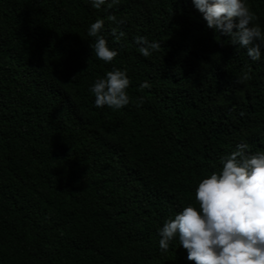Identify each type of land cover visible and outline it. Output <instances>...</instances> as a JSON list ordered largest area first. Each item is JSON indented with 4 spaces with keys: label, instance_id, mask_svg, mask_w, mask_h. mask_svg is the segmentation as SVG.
Returning a JSON list of instances; mask_svg holds the SVG:
<instances>
[{
    "label": "trees",
    "instance_id": "1",
    "mask_svg": "<svg viewBox=\"0 0 264 264\" xmlns=\"http://www.w3.org/2000/svg\"><path fill=\"white\" fill-rule=\"evenodd\" d=\"M107 2L0 0V264H195L159 229L239 143L264 151V49L237 51L192 0ZM246 2L264 29V0ZM97 19L111 63L91 48ZM136 36L161 47L144 57ZM113 68L130 103L96 107Z\"/></svg>",
    "mask_w": 264,
    "mask_h": 264
},
{
    "label": "clouds",
    "instance_id": "2",
    "mask_svg": "<svg viewBox=\"0 0 264 264\" xmlns=\"http://www.w3.org/2000/svg\"><path fill=\"white\" fill-rule=\"evenodd\" d=\"M107 0H91L100 9ZM121 0H110L107 8L119 5ZM203 14L207 27L227 35L237 51L247 50V55L259 61L264 49V29L255 23L257 17L246 0H192ZM107 19L117 27L111 34L115 41L125 37L118 26L125 23L115 15ZM105 21L97 19L88 29L93 37L91 48L95 56L111 63L118 51L109 46L102 34ZM137 50L144 57L152 56L161 44L136 36ZM123 46V45H122ZM250 79L247 72L238 77L243 83ZM131 84L127 69L113 68L106 76L97 78L89 89L95 96L96 107L121 109L129 105L127 89ZM141 89L149 88L145 81ZM143 97L136 107L143 104ZM243 114V113H241ZM247 143L241 142L230 154L222 156V168L201 179L195 191V203H188L174 218L165 220L159 229V247L166 252L170 241L179 239L187 251V259L195 264H264V151L249 153Z\"/></svg>",
    "mask_w": 264,
    "mask_h": 264
}]
</instances>
